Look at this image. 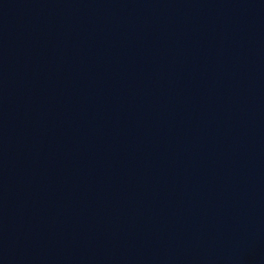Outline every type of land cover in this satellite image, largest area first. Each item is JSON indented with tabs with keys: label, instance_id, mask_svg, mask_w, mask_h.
I'll return each mask as SVG.
<instances>
[{
	"label": "water",
	"instance_id": "1",
	"mask_svg": "<svg viewBox=\"0 0 264 264\" xmlns=\"http://www.w3.org/2000/svg\"><path fill=\"white\" fill-rule=\"evenodd\" d=\"M0 264H264V202L0 161Z\"/></svg>",
	"mask_w": 264,
	"mask_h": 264
}]
</instances>
